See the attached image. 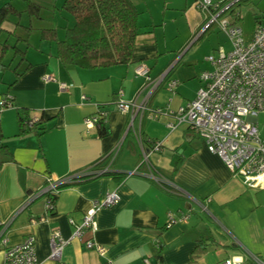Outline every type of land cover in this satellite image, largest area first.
I'll return each mask as SVG.
<instances>
[{
    "label": "crops",
    "instance_id": "1",
    "mask_svg": "<svg viewBox=\"0 0 264 264\" xmlns=\"http://www.w3.org/2000/svg\"><path fill=\"white\" fill-rule=\"evenodd\" d=\"M64 1L0 0V7L9 4L20 13L10 15L0 27V236L5 224L8 245L33 235L39 264L107 260L190 264L199 242L207 248L198 264H218L232 257L256 264L252 255L264 261V189L233 175L220 156L174 116L196 97L199 76L211 67L206 58L220 49V43L211 39L217 25L207 32V16L198 0H130L139 12L132 59L98 69L62 64L57 42L42 38L43 31L57 30L62 40L64 28L73 24L74 18L63 9ZM29 4L37 7V14L30 13ZM140 64L149 68L153 79L166 74L142 120L134 122L142 146L133 129H128L129 115L115 105L120 90L128 101L138 94L140 99L145 96L146 78L135 71ZM48 76L53 79L46 80ZM170 80L177 82L173 89L167 85ZM8 94L13 99L10 107L1 104ZM98 105L109 111L106 136H100L98 126L84 124ZM157 108L170 114L150 118V110ZM148 141L159 142L162 151L152 152ZM120 143L110 171L125 178L75 181L60 191L53 213L47 212L45 197L23 209L48 179L99 170L96 165ZM143 149L165 179L199 200L207 211L152 179L146 164L142 165ZM135 169L138 173L131 175ZM111 191L117 192L119 201L97 212L96 230L85 231L81 240L73 239L60 260L51 259L52 232L59 230L70 238L75 231L70 220L81 222L92 201ZM169 213L189 217L169 226ZM88 240L102 244L105 254L87 249ZM4 248L0 242V264H4Z\"/></svg>",
    "mask_w": 264,
    "mask_h": 264
},
{
    "label": "built area",
    "instance_id": "2",
    "mask_svg": "<svg viewBox=\"0 0 264 264\" xmlns=\"http://www.w3.org/2000/svg\"><path fill=\"white\" fill-rule=\"evenodd\" d=\"M199 8L208 18V25L216 23L220 30L224 31L229 37L232 48L225 51L220 48L216 54L206 58L210 63L209 69L201 72L199 79L201 86L197 91L196 97L180 106L174 115L178 123L187 124L188 128L200 138L207 146L208 150L220 156L226 167L233 175L241 176L251 187L264 189V136L259 127V116L264 113V22L256 24L253 36L250 40H245L243 30L239 24L234 23L232 18H220L223 11L216 12L217 6L213 0H198ZM136 75L144 76L146 84L144 86L147 92L142 99L140 95L133 100H125L123 91L118 93V99L115 103L116 108L121 112L128 114L130 123L128 129H133L135 138L142 146L143 139L141 131L135 129L134 122L138 118L142 120L148 102L154 92L163 84L166 74L155 79L149 76V68L140 64L136 68ZM48 76L46 80H52ZM177 82L170 80L169 89H173ZM62 88L69 87L67 84H61ZM140 99V100H139ZM12 96L3 97L1 104L3 106H12ZM150 118H157L161 114L169 115L163 109L157 108L150 110ZM109 111L105 105H98L97 111L84 120L87 128L100 126L101 122H106ZM35 121H30L32 125ZM121 143L106 158L107 165L104 169L96 170L91 173L70 175L58 180L50 179L43 190L32 194L25 202L23 209L27 207L34 199L43 193H59V186L71 184L81 180L88 174L101 175L110 170ZM152 152H161L162 145L159 142L153 144ZM143 161L148 168V175L159 184L167 187L175 193L188 197L195 202L199 208L205 212L207 208L196 198L179 189L174 183L165 179L157 169L149 162L148 154L143 149ZM135 169L130 172L131 175L137 174ZM119 201V195L116 191L108 192L103 198L92 201V206L84 215L81 222L70 220L75 231L70 238H65L59 230H54L51 234V259L60 260L64 248L73 239H82L85 231L96 230V214L103 208L112 207ZM47 212L52 209V203L46 199ZM188 215L181 217L173 213L168 214V225L176 222H185ZM0 236V242L4 248V264H39L36 252V240L33 235H28L25 240L17 245H8L5 236V228ZM86 248L93 249L101 256L105 254V247L93 240L86 241ZM252 260L256 264H264V261L252 255ZM243 257H232L218 264H243ZM103 264H114L111 260ZM145 264H151L146 261Z\"/></svg>",
    "mask_w": 264,
    "mask_h": 264
},
{
    "label": "trees",
    "instance_id": "3",
    "mask_svg": "<svg viewBox=\"0 0 264 264\" xmlns=\"http://www.w3.org/2000/svg\"><path fill=\"white\" fill-rule=\"evenodd\" d=\"M247 1L213 0L214 5L217 6L216 12L223 10L219 17L232 18L234 23L237 24L241 21L239 8ZM36 9L37 7L34 4H29L30 13L37 14ZM63 9L74 18L73 24L64 28V38L59 40L57 30H45L42 33L43 39L57 42V57L62 64L76 66L82 69H98L128 64L131 61L135 48V40L139 34V12L130 0H65ZM19 14L9 4L1 6L0 27L10 15ZM206 21H208V18ZM215 24H210L208 26L209 29H206L207 32H210L215 27ZM6 49L7 46L4 47V50ZM38 130L44 131L45 128L37 129L36 131ZM108 133L109 129L106 127V122H101L99 126L100 136H106ZM154 143L149 142L150 148H153ZM104 160L106 161L107 159ZM104 160L96 165L99 170L106 167ZM143 164L146 163L142 161ZM94 175L88 174L83 176L82 179H90L98 176L125 178L126 176L111 172L110 170L98 176ZM49 180H47V184ZM69 185H60L59 191ZM59 193H43L33 201L45 197L51 201L52 209L49 213H53ZM206 248L205 242H199L192 253L190 264H198ZM158 258L160 256H157Z\"/></svg>",
    "mask_w": 264,
    "mask_h": 264
},
{
    "label": "rangeland",
    "instance_id": "4",
    "mask_svg": "<svg viewBox=\"0 0 264 264\" xmlns=\"http://www.w3.org/2000/svg\"><path fill=\"white\" fill-rule=\"evenodd\" d=\"M240 9L241 21L239 23L243 30L245 40H250L253 36L257 23L264 22V0H248ZM214 43H220V47L225 51L231 50L232 44L227 34L220 30L217 25L216 31L211 35ZM259 127L264 136V113L259 116Z\"/></svg>",
    "mask_w": 264,
    "mask_h": 264
},
{
    "label": "water",
    "instance_id": "5",
    "mask_svg": "<svg viewBox=\"0 0 264 264\" xmlns=\"http://www.w3.org/2000/svg\"><path fill=\"white\" fill-rule=\"evenodd\" d=\"M235 1H237V0H233V2H235ZM233 2H232V3H233Z\"/></svg>",
    "mask_w": 264,
    "mask_h": 264
}]
</instances>
